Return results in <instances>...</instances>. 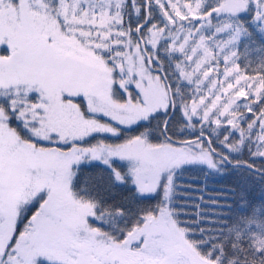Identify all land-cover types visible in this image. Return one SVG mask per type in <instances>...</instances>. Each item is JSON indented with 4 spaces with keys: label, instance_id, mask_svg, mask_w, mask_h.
Segmentation results:
<instances>
[{
    "label": "snow or ice",
    "instance_id": "1",
    "mask_svg": "<svg viewBox=\"0 0 264 264\" xmlns=\"http://www.w3.org/2000/svg\"><path fill=\"white\" fill-rule=\"evenodd\" d=\"M0 264H264V0H0Z\"/></svg>",
    "mask_w": 264,
    "mask_h": 264
},
{
    "label": "trees",
    "instance_id": "2",
    "mask_svg": "<svg viewBox=\"0 0 264 264\" xmlns=\"http://www.w3.org/2000/svg\"><path fill=\"white\" fill-rule=\"evenodd\" d=\"M202 177H200L196 173H189L183 178V182L185 184L191 183L192 186L195 187H202V185L199 183ZM211 187H219V185H210Z\"/></svg>",
    "mask_w": 264,
    "mask_h": 264
}]
</instances>
